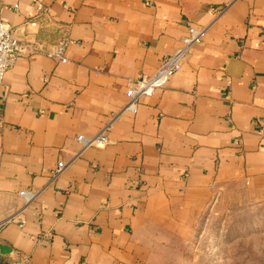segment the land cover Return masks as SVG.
I'll use <instances>...</instances> for the list:
<instances>
[{
  "label": "crops",
  "instance_id": "crops-1",
  "mask_svg": "<svg viewBox=\"0 0 264 264\" xmlns=\"http://www.w3.org/2000/svg\"><path fill=\"white\" fill-rule=\"evenodd\" d=\"M41 1L38 15L37 0H0L25 48L0 86V264H144L153 228L188 208L229 189L264 200V0ZM189 26L204 34L179 71L123 112L127 81ZM60 28L67 63L28 55ZM104 128L107 144L82 150Z\"/></svg>",
  "mask_w": 264,
  "mask_h": 264
},
{
  "label": "rangeland",
  "instance_id": "rangeland-1",
  "mask_svg": "<svg viewBox=\"0 0 264 264\" xmlns=\"http://www.w3.org/2000/svg\"><path fill=\"white\" fill-rule=\"evenodd\" d=\"M221 193L188 208L181 218L189 222L155 226L144 264H264V200L239 189Z\"/></svg>",
  "mask_w": 264,
  "mask_h": 264
},
{
  "label": "built area",
  "instance_id": "built-area-1",
  "mask_svg": "<svg viewBox=\"0 0 264 264\" xmlns=\"http://www.w3.org/2000/svg\"><path fill=\"white\" fill-rule=\"evenodd\" d=\"M36 12L40 15L43 12L41 0H37ZM35 23H25L21 31L29 30L36 27ZM60 37L49 48L44 49L42 45L34 43L29 49L28 55H43L55 64L67 63L66 52L73 42L66 35L64 28L59 29ZM19 31L12 32L0 20V86L4 84L7 73L15 66L17 60L25 54V48L18 38ZM203 30L189 26L186 35L182 38L180 46L169 56L165 57L157 70L149 76H141L137 79L127 81L126 98L128 102L123 109L124 111L135 112L139 100L143 97L152 96L157 90L164 88L169 80L179 71L184 60L189 55L191 49L200 43L203 37ZM107 128L100 130L92 137L78 136L77 143L82 150L88 148H103L107 144ZM67 167V164L58 163L52 172V180H55ZM36 194L31 192H20L19 197L27 203L36 198ZM4 224H0V230ZM5 264H28L25 258H19Z\"/></svg>",
  "mask_w": 264,
  "mask_h": 264
}]
</instances>
